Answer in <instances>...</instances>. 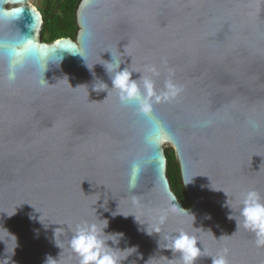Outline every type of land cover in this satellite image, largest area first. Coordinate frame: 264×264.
<instances>
[{"label":"water","instance_id":"1","mask_svg":"<svg viewBox=\"0 0 264 264\" xmlns=\"http://www.w3.org/2000/svg\"><path fill=\"white\" fill-rule=\"evenodd\" d=\"M75 19V38L43 41L37 6L0 0V36L19 32L51 59L45 73L29 64L14 83L0 64V260L15 247L8 231L17 241L9 264H79L75 225L107 220L106 234L123 233L109 246L137 249L122 264H178L162 248L180 230L204 250L196 264L225 250L229 264H264V245L229 219L242 220V193L264 197V0H81ZM111 53L132 79L154 66L158 91L170 75L182 88L154 102L169 131L135 189L129 166L143 151V118L110 89ZM165 147L187 205L171 188Z\"/></svg>","mask_w":264,"mask_h":264},{"label":"clouds","instance_id":"2","mask_svg":"<svg viewBox=\"0 0 264 264\" xmlns=\"http://www.w3.org/2000/svg\"><path fill=\"white\" fill-rule=\"evenodd\" d=\"M32 43L31 38H24L23 34L19 32L0 36V64H3L6 68L5 78L9 83H14L18 74L29 64L38 74L40 72L45 73L47 70L48 61L51 59L41 57L39 51L31 47ZM106 62L103 65L111 78L112 87L110 89L116 92L119 103L124 106H133L134 114L143 118L141 124L143 151L131 161L129 166V188L135 189L136 178H138L140 171L148 166L147 156L155 144L156 137L167 135L169 131L164 122L154 115V102L160 101L162 98L167 100L170 97H175L182 88L174 82L170 75L165 80L164 87L158 91L153 77L158 76L159 72L154 66L148 68L151 75L132 79V74L135 71H130L128 67L121 70L122 62L115 58L112 53L111 61ZM38 83L43 85L44 81L40 79ZM108 89L106 83L100 82L98 91L106 90L108 96ZM210 123L211 120H206L201 122L199 126L206 127ZM252 123L255 126L254 122ZM228 205L232 209L229 203ZM240 205L239 215L242 220H237L231 214L229 219L236 220L237 230L242 226L254 233L257 238V246L264 245V197L256 190H248L241 194ZM113 215H116V213H113ZM163 220L164 217L162 216L160 218L161 223ZM102 221H104L103 227L95 222L83 221L76 224L72 230L69 247L78 257L79 264H122L123 260L137 251L135 247L121 250L119 247L109 246V241L112 242V245H118L120 240L123 239V233L106 234L104 229L107 228L108 221ZM153 232L159 233V229ZM153 232L148 233L152 234ZM7 233L6 239H14L16 247V237L8 231ZM0 241L4 242V240ZM197 244L198 239L195 235L180 230L166 239L165 247L162 249H168L173 256H178V264H196L197 259L204 255V250H201ZM15 247L11 252L6 247L8 258L0 260V264H9ZM159 247L161 248L160 243ZM207 257L211 258L212 264H229L227 250L222 254L208 255ZM56 261L48 257L46 264H54Z\"/></svg>","mask_w":264,"mask_h":264},{"label":"trees","instance_id":"3","mask_svg":"<svg viewBox=\"0 0 264 264\" xmlns=\"http://www.w3.org/2000/svg\"><path fill=\"white\" fill-rule=\"evenodd\" d=\"M81 0H40L37 8L40 10L43 23L41 30V39L43 41H52L59 37H75L77 32L76 9ZM167 157V176L171 188L177 196L189 204L185 194L178 162L176 160L172 147H165Z\"/></svg>","mask_w":264,"mask_h":264},{"label":"rangeland","instance_id":"4","mask_svg":"<svg viewBox=\"0 0 264 264\" xmlns=\"http://www.w3.org/2000/svg\"><path fill=\"white\" fill-rule=\"evenodd\" d=\"M35 6L39 5L40 0H30Z\"/></svg>","mask_w":264,"mask_h":264},{"label":"flooded vegetation","instance_id":"5","mask_svg":"<svg viewBox=\"0 0 264 264\" xmlns=\"http://www.w3.org/2000/svg\"><path fill=\"white\" fill-rule=\"evenodd\" d=\"M73 38H75V37H73Z\"/></svg>","mask_w":264,"mask_h":264}]
</instances>
